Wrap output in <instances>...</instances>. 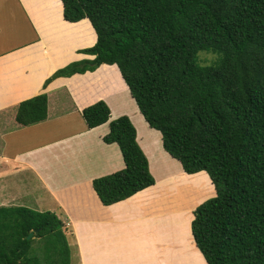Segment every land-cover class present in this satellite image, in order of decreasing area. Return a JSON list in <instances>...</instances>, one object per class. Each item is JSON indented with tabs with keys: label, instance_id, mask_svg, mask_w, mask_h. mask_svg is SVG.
<instances>
[{
	"label": "trees",
	"instance_id": "1",
	"mask_svg": "<svg viewBox=\"0 0 264 264\" xmlns=\"http://www.w3.org/2000/svg\"><path fill=\"white\" fill-rule=\"evenodd\" d=\"M61 1L63 18L75 23L61 19L60 3L58 20L85 31L81 44L95 43L77 52L93 58L57 68L43 87L105 65L122 87L126 84L135 119L158 134L170 163L184 177H203L215 188L191 221L192 248L201 264H264V0ZM200 51L213 59L202 62ZM85 76L94 77L93 72ZM101 98L82 100V105L93 102L81 110L88 128L110 118L111 103ZM47 103L46 92L20 101L15 122L45 120ZM136 124L120 115L102 137L118 145L124 161L123 168L92 179L103 205L155 183ZM62 224L50 210L0 205V264H44L43 256L57 257L48 264H71ZM37 238L47 252H37L42 250Z\"/></svg>",
	"mask_w": 264,
	"mask_h": 264
},
{
	"label": "crops",
	"instance_id": "2",
	"mask_svg": "<svg viewBox=\"0 0 264 264\" xmlns=\"http://www.w3.org/2000/svg\"><path fill=\"white\" fill-rule=\"evenodd\" d=\"M59 1L61 3V19L69 22L63 18V4L61 0ZM57 7L54 0H0V8L4 13L0 20H6L8 17L14 19V16L17 19L18 16L20 20H23L28 31V35H23L24 38L19 43L0 50V160L2 164H10L11 171L29 168L31 172L41 178L42 183L49 191L52 202L57 205L52 210L55 212L60 210L66 214L73 227L78 252L81 256V264H117L119 262L116 254L117 249L115 250L111 246L113 244L109 243L108 240L112 236L114 239V235L117 234L112 230L113 227H121L118 226L119 223L113 226L111 224L109 229L108 215L110 216V214L107 208L113 206L112 211L120 210V213L125 215L124 217H130L131 213L139 211L141 207L148 210L149 205L155 203V199L151 201L147 197L146 201L143 200L137 206H133L132 209L127 208L128 203L142 199L138 196L147 190L148 187H146L132 196L110 205H103L99 200L92 187V179L124 167V161L123 165L121 164L123 158L118 145L116 143H104L102 139L109 130V122L93 128L80 125L74 131H69L56 138L52 137L51 140L40 145L19 147L12 152L6 150L8 147L7 136L30 130L33 131L28 134L40 133V131H45L48 128L46 125L48 122L62 118L64 114L73 109H78L81 112L85 106L93 103L82 105V100H86L92 95L97 84L100 83V81L96 82L93 76H85L93 71H87L83 74L76 73L70 77H58L43 87L45 79L57 68L80 58H93L92 55H84L77 50L91 46L95 42L91 45H82L84 35L78 29L69 28L58 20ZM54 21L58 26H55ZM6 27V23L0 25V40ZM10 33L14 34V32L8 31V34ZM17 33L19 31L16 30L15 35ZM58 40L62 44L71 41V47L67 52L73 50L80 55L69 58L63 64L55 65L60 57L58 55L61 54V49L55 44ZM65 40L66 42H64ZM87 91H89L88 94ZM41 92H46L48 97L47 118L26 126L16 123L14 118L18 103ZM44 125L45 128H43ZM15 138H17L16 135ZM137 140L144 149L149 160L150 171L154 174L151 170V158H153L156 147L153 146L155 150L152 149L153 147L149 148L148 143L151 139L148 138L147 142L146 137H140V132H137ZM107 148L111 150V153L107 152ZM147 148H149V152ZM161 150L163 149L160 148L156 152L158 162H160L159 152ZM81 161L89 164L83 165L80 163ZM162 170L165 171L164 168ZM55 172L59 173L51 177ZM7 173H10L8 168H4L0 175L5 176ZM156 182L157 178L155 177ZM155 183L149 188H154ZM123 207L127 209L121 212ZM143 214L146 213H142L139 221L144 218ZM143 222L140 221V224ZM151 245L142 243L139 248L146 252ZM199 252L204 258L202 252L200 250ZM204 260L206 261L205 258Z\"/></svg>",
	"mask_w": 264,
	"mask_h": 264
},
{
	"label": "rangeland",
	"instance_id": "3",
	"mask_svg": "<svg viewBox=\"0 0 264 264\" xmlns=\"http://www.w3.org/2000/svg\"><path fill=\"white\" fill-rule=\"evenodd\" d=\"M54 1L56 3H60L59 0ZM3 15L4 13L2 11V8H0V17ZM15 18L16 17L14 16V19L8 17V19L6 20H0V25L2 23H6L7 26L5 33L2 34V38L0 40V50L2 48H10L16 45L21 41V39L24 38L23 35H28V31L25 28L23 20H20L18 16L17 19ZM55 26L58 25L55 24ZM16 30L19 31V33L15 35ZM8 31H12L14 32V34H8ZM80 32L85 36L84 30ZM84 38L85 37H83V39ZM64 42H66V40ZM70 42L62 44L58 40L55 43L56 45H58V48L61 49V54L58 55L60 57L55 62V65L60 62V60H68L72 57L73 54H77L73 50L67 52L68 49L71 47ZM200 52L201 53H199V58L204 63H208L214 57L212 53L202 51ZM96 69L101 71L94 70L93 79L96 82L100 81V83L97 84V88L94 90V92L91 91L93 92L92 95L87 98L97 95L99 97H102V100L107 99L111 103V113L108 122L117 118L120 115H128L130 119H133L134 122L136 121L137 124L135 125V127L137 129V132H140V137H146L147 142L148 138L151 139L148 143V147H156V151L153 155V158H151V170L154 172L155 177L157 178V182L155 183L154 188H151L146 193V196L142 197L140 202H137L133 205H127V208L132 209L133 206H137L147 197L148 200L151 201L155 199V203L150 204L148 210L142 207L139 208V211L131 213L130 217H124L125 215L123 213H120V210H107L110 216L112 215L111 218L108 215L109 229L111 224V226H113L119 223L118 226L121 227H113L112 230H114L117 234L114 235V239L112 238V236L111 239H109L111 241H108L109 243L111 242L113 244L110 245L114 246L115 250L117 249L116 254L119 258V262L117 264H158L159 262L161 264H201L199 257L197 256V254H194V249L192 248V242H194L195 244V241L190 230V225L192 219L194 218L193 212L196 206L204 200L214 196L215 188L211 187L203 177H184L183 174L180 172L179 168L170 163V159L164 154L162 150L161 152H159L160 162H158L156 152L160 148L164 150L163 146H161L162 142L159 145L158 134L149 126L147 127L145 125L146 127H144L143 124L138 123V118L135 119V102L132 99L130 100V102H128V100L126 99L127 96L123 89L126 84H123L122 87L119 82V79L114 77L110 71H107L105 65L98 66ZM102 79L103 81H101ZM123 83L125 82L123 81ZM88 93L89 91H87V94ZM128 94L130 95L129 90ZM137 110L139 111L138 108ZM46 125L48 126V128L45 129V131H40V133L28 134L30 131H33L30 130L13 134V136H7V152H12L19 147L25 148L33 145H40L43 142L51 140L52 137L56 138L59 136H63L69 131H74L80 125L86 126L81 112H79L78 109L70 110L67 112V114H64L62 118H57L51 122H48ZM45 127L46 126L44 125L43 128ZM15 135L17 138H15ZM149 148H147V151ZM152 149L155 150L154 147ZM107 152L111 153V150L107 148ZM80 163L83 165L89 164L82 161ZM119 164L120 163L118 162V165ZM121 164L123 165V160ZM4 168H8V172L10 173H7L5 176L0 175V205H25L39 211H53L52 209L54 207H57V205H54V203L52 202V199L49 196V191L47 190L45 184L42 183L41 178L31 172L29 168H22L17 169L16 171H11L12 167L10 166V164H2L0 160V172ZM162 168H164L165 171H163ZM58 173L59 172L53 173L51 177H54V174ZM205 176L207 178L209 177V175ZM210 189L212 191L214 190L213 193H211ZM127 208L123 207L121 209V212L125 211ZM53 212H57V215L62 220V229L67 235V240L71 248L70 263L81 264L82 261L80 253L78 252V244L76 241V237L73 233V227L70 224L67 215L63 214L60 210ZM142 213L146 214H143L144 218L140 220L142 222L144 221L143 223H141V225L139 221V219L141 218L139 217H142ZM187 215L189 216L187 217V219H185ZM188 228L191 233L190 237L188 235ZM34 237H37V235ZM36 241H39L38 247L42 249L37 250V252L40 254L47 252V247L46 243H44V240L37 238ZM152 242L153 245H151ZM142 243L151 245L149 246L150 248H148L146 252L141 251V249L139 248V246L141 247ZM122 249L126 252V254L122 253ZM43 257L45 258L43 259L44 264H48V261L55 262L57 259V257L54 256Z\"/></svg>",
	"mask_w": 264,
	"mask_h": 264
},
{
	"label": "water",
	"instance_id": "4",
	"mask_svg": "<svg viewBox=\"0 0 264 264\" xmlns=\"http://www.w3.org/2000/svg\"><path fill=\"white\" fill-rule=\"evenodd\" d=\"M33 233H34L33 231H30L27 237L30 238L33 235Z\"/></svg>",
	"mask_w": 264,
	"mask_h": 264
},
{
	"label": "flooded vegetation",
	"instance_id": "5",
	"mask_svg": "<svg viewBox=\"0 0 264 264\" xmlns=\"http://www.w3.org/2000/svg\"><path fill=\"white\" fill-rule=\"evenodd\" d=\"M114 247V246H113ZM115 247H117V246H115ZM122 253H125L126 254V252L122 249ZM128 254V253H127ZM126 257V256H125ZM123 259V258H122Z\"/></svg>",
	"mask_w": 264,
	"mask_h": 264
},
{
	"label": "bare ground",
	"instance_id": "6",
	"mask_svg": "<svg viewBox=\"0 0 264 264\" xmlns=\"http://www.w3.org/2000/svg\"><path fill=\"white\" fill-rule=\"evenodd\" d=\"M85 55V54H84Z\"/></svg>",
	"mask_w": 264,
	"mask_h": 264
}]
</instances>
